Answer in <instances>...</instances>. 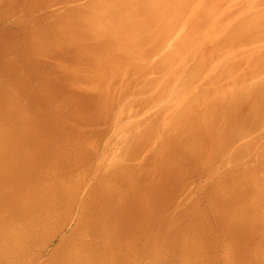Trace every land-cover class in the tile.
<instances>
[{
  "label": "rangeland",
  "instance_id": "obj_1",
  "mask_svg": "<svg viewBox=\"0 0 264 264\" xmlns=\"http://www.w3.org/2000/svg\"><path fill=\"white\" fill-rule=\"evenodd\" d=\"M133 2L0 0V264H264V115L219 134L217 152L202 161L207 147L195 149L194 134L182 133L176 115L185 99L174 91L207 61L193 90L213 93L215 113L227 91L264 81V66L240 77L257 67L251 57H264V23L254 40L223 42L234 25L264 14V0H222L199 54L170 77L156 68L169 41L146 51V66L121 65L110 77L101 70L125 54ZM110 10L113 18L87 26ZM207 41L217 45L205 59ZM96 73L109 79L94 95L80 84L92 79L98 91ZM263 95L254 99L264 103ZM231 193L246 195L244 211Z\"/></svg>",
  "mask_w": 264,
  "mask_h": 264
},
{
  "label": "bare ground",
  "instance_id": "obj_2",
  "mask_svg": "<svg viewBox=\"0 0 264 264\" xmlns=\"http://www.w3.org/2000/svg\"><path fill=\"white\" fill-rule=\"evenodd\" d=\"M108 1H111V0H108ZM123 1L124 0H120V2H122V3H123ZM153 3L157 5L156 9L153 12H148L147 8H149V6H151V4H153ZM131 4H132V6L128 7V10H127L128 18L130 21V27L126 28L125 31L124 30L123 31H124L125 35L127 34V35L131 36L132 39L129 42L128 46L125 45L126 46L125 54H123L121 57L119 56L115 62L112 63V60L109 57L106 59V61H105L106 67H104L103 70H101V71L105 75H107V74H108V76L111 75L110 77H113V76H116L117 74H119L117 71L121 72V70H122L121 65H123V66H126L127 64L132 65V66L133 65H136V66L145 65L146 64L145 62L148 60L147 57H149V59H151L149 53H147L146 51H148V50L150 51V50H154V49L156 50V49H158V47L166 46L165 44L168 43V41L170 42V44L171 43L172 44L169 45L170 46L169 49L167 48L168 50L164 52L162 59L159 58L160 63L159 64L156 63L158 65V67H156V68L158 71H160V70H161V72L164 71V73L165 74L167 73L166 75H168L170 77L172 75V73L174 72V70L178 68V66L181 67L183 65L182 63L184 62V60L186 59L188 54L194 53V52L199 54L200 48L198 47V42L206 35V33L214 25V20L209 18V15H210V13L215 12V10L222 8L223 2H222V0H134V2ZM78 8H80V7H78ZM98 8H99V6H95L93 8L95 10L94 13H96ZM101 8H102V6H101ZM79 10H81V9H79ZM85 10L87 11L88 9H85ZM98 10H100V9H98ZM114 13H115L114 10H112V11L110 10L109 15L108 14L102 15V16L98 15L94 19V21H92V22L98 23V22L103 21V20L106 21L107 17L113 18L112 14H114ZM225 17H226V13H224L220 19H223ZM92 22L88 23L87 26H89V25L94 26L95 23L93 24ZM261 23H264V14L263 15L250 16L245 21H242V22L234 25L229 31H227L223 35V42L225 44H228L229 46L231 45V47H237L240 45V43H243L245 41L247 43L248 42L247 40L260 37V24ZM104 26H105V33H108L111 29V25L109 23H105ZM85 31L87 32V29ZM85 31L83 30V32H85ZM178 32H179V34H178ZM174 33L177 34L176 35L177 37L174 39V41L171 42L172 36L175 37ZM69 39H70V37H68V40ZM205 44H209V46H210L209 50H206L207 52L204 53V58L206 57L205 59H208V57L212 56L214 54V52H216V45L217 44L214 43L213 41H207ZM109 47H111V46H109ZM199 58H201V57L199 56ZM238 61H240V60H238ZM251 61H252V64L256 65L257 67H254L253 69H251L247 73H244L243 76H240L241 78L242 77H250V75L253 72H256V70L259 69V67L264 66L263 65L264 64V57L262 59L261 58L252 59V57H251ZM237 62H236V64L233 62L234 63L233 65L230 64L232 67L231 68L228 67V69L230 68L231 70L232 69L237 70V68L239 67L237 65ZM225 64H226V62H225ZM243 64H244V62H243ZM206 65H208L207 61H206V63H199L198 67L192 66L190 70L188 68L189 71H188V74L186 75V77L184 74V76H183L184 78L181 77V79H180L181 81L180 82L178 81L179 84L177 87H174V91H175V89H177L176 93L179 92L178 95L183 96L182 98L185 99V101L184 102L181 101L183 103H182V106L179 108V111L177 112L178 114L176 112L175 113L177 115L175 113L172 114V115L175 114L176 116H179L182 118L181 119L182 121L179 122V125H181L180 127L182 130L181 129L180 130L182 131L183 134L191 133V134H194V136L196 137V142L194 145L195 149L198 147L197 143L201 144V142L203 143L204 146L207 147L206 148L207 150H205V148H204V153L206 152V156H204L203 155L204 153H203L197 157L200 159L202 158V161L203 160L205 161V159H207V157L209 158L210 156H214L215 152H217L218 147L220 146L219 144L217 145V143L220 141L219 137L222 138L219 134L222 133V135H224L226 137V135L228 133H230L231 130L234 129V127L236 125H239L240 123L243 124L244 122H245V124L246 123L248 124V122H250L252 126H253V123H254V125H255V123L258 125V121L261 118V114L264 115L263 114L264 103L259 104V102L257 101L259 96L261 94L262 95L264 94V81H263L262 83L254 85V86L253 85L247 86V87L245 86L242 88L238 87V88H233L230 91H227V93H224V95H222L223 98H222L220 103H219V100L217 101V99H216L217 102L214 103L215 104L214 105L215 110H217L219 113H221L224 111V108H225V111H224L225 114L223 116L221 115L222 119H219V120H221L220 123L217 119L215 120L218 112L216 111L214 113V110H212L213 101H214L213 93L211 94L210 97L202 98V96H198L197 91L195 92V90H193V85H194L193 82L195 81V78L198 77V75L202 69H204V68H205V70L207 69ZM110 66H112V67H110ZM202 66H205V67H202ZM226 68H227V65L225 67V70L228 71V69H226ZM98 70H99V68H98ZM225 70L223 68V71H225ZM231 70H229V71H231ZM219 71L220 72H218L216 69L215 72L216 73L217 72L222 73L221 70H219ZM229 71L227 73H229ZM98 72H100V71H98ZM175 72L177 73V70ZM212 75H213V77L215 76V74H211V77H212ZM218 75L221 76L220 74H218ZM95 76L99 77L100 81L102 82V85L98 89V91H91L90 90V86H91L90 84H91L92 79L91 80L88 79L87 81H83V83L80 84L81 85L80 87H83L82 89H88L89 90L88 92H92L93 94L94 93L96 94L98 92H102V88L106 87L107 83L105 85H103V84H104L106 79H109V77L105 79V76L99 75L97 73L95 74ZM162 76H163V74H162ZM216 77L218 78V76H215V78ZM237 78L238 77H235L233 79V81H232L233 84L237 81ZM170 80H171V78H170ZM212 80L214 82L216 79L212 78ZM218 80H219V78H218ZM244 80H246V79H244ZM238 82H239V80H238ZM166 83H168V82H165V84ZM147 84H148V82H147ZM102 86H104V87H102ZM223 86H225V85H223ZM213 90L216 91V89H213ZM92 93H90V94H92ZM162 95H159V96H162ZM89 96H91V95H89ZM255 96H257L258 98L254 99ZM157 98H158V96H157ZM131 99H132V97H131ZM152 99H154V98H152ZM155 99H156V97H155ZM262 99H263V97H262ZM144 100H145V98H144ZM158 100H159V98H158ZM260 100H261V98H260ZM126 101H127V99H126ZM263 101H264V99H263ZM146 102H149V101H146ZM181 102H178V103L181 104ZM96 103H97V101H96ZM219 109H221V111H219ZM213 113H214V115H213ZM212 116H214V117H212ZM263 117L264 116H262V118ZM176 120H178V119H176ZM216 121L220 124V125L218 124L219 125V127H217L218 129L214 127V123ZM237 134L238 133H236L233 137H235ZM241 134L242 133H240V135ZM181 136H182V134H181ZM225 137H223V138H225ZM182 138H184V137H182ZM221 146H223V145H221ZM225 146H223V147H225ZM194 155L195 154H193V156ZM233 157H235V156L233 155ZM10 158L11 157H9V159ZM8 163H10V161ZM1 177H2V175H1ZM25 178L26 177H24V180L22 181L23 185H25V182H26V184L29 183V182L27 183V180H26L27 178L26 179ZM230 180H231V178H230ZM32 181L35 182V180H32ZM235 182H236V180H235ZM37 184L39 185V187H41V185L44 183H37ZM230 185H232V184H230ZM229 187H231V186H229ZM227 190L229 191V189H227ZM236 190H239V189H236ZM242 192L244 194L243 190H242ZM232 193H231V195L234 196V194H232ZM237 193H238V191H237ZM243 194H240V196H238V198H236L234 196L235 202H233L234 199L233 200L231 199L232 202L234 203L232 205H234L236 211L242 212L246 208V207L244 208L242 205V204L245 205V203H242V202H243V200H245L244 198L246 196V195L242 196ZM237 209H239V210H237ZM245 212H247V211H245ZM246 214L244 213V215H246ZM256 219L257 218H255V220ZM247 221H249V220H247ZM99 231L101 232V230H99ZM98 232H97V234H99ZM109 238H111V237H109Z\"/></svg>",
  "mask_w": 264,
  "mask_h": 264
}]
</instances>
